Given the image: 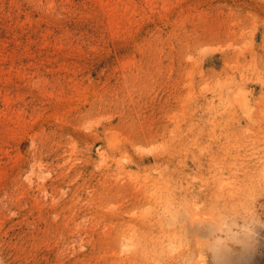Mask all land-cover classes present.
Listing matches in <instances>:
<instances>
[{"label": "rangeland", "instance_id": "1", "mask_svg": "<svg viewBox=\"0 0 264 264\" xmlns=\"http://www.w3.org/2000/svg\"><path fill=\"white\" fill-rule=\"evenodd\" d=\"M260 17L264 0H0V264H93L102 169L174 146L214 91L254 89L258 119Z\"/></svg>", "mask_w": 264, "mask_h": 264}, {"label": "bare ground", "instance_id": "2", "mask_svg": "<svg viewBox=\"0 0 264 264\" xmlns=\"http://www.w3.org/2000/svg\"><path fill=\"white\" fill-rule=\"evenodd\" d=\"M227 89L213 92L218 107L209 98L214 110L190 120L177 145L149 152L153 165L125 148L129 169H102L93 264H264V73L258 119L250 107L254 89Z\"/></svg>", "mask_w": 264, "mask_h": 264}]
</instances>
